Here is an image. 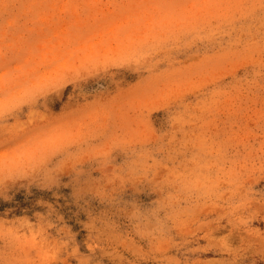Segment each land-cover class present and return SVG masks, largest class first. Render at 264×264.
I'll use <instances>...</instances> for the list:
<instances>
[{
    "label": "rangeland",
    "instance_id": "1",
    "mask_svg": "<svg viewBox=\"0 0 264 264\" xmlns=\"http://www.w3.org/2000/svg\"><path fill=\"white\" fill-rule=\"evenodd\" d=\"M0 264H264V0H0Z\"/></svg>",
    "mask_w": 264,
    "mask_h": 264
}]
</instances>
